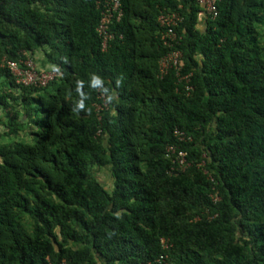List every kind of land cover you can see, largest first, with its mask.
<instances>
[{
	"label": "trees",
	"instance_id": "trees-1",
	"mask_svg": "<svg viewBox=\"0 0 264 264\" xmlns=\"http://www.w3.org/2000/svg\"><path fill=\"white\" fill-rule=\"evenodd\" d=\"M104 1L0 0V264H264V0H219L214 19L197 0H120L102 49ZM167 11L182 20L164 44ZM37 51L61 75L17 83L5 62ZM91 73L114 96L100 111ZM168 144L192 160L178 175Z\"/></svg>",
	"mask_w": 264,
	"mask_h": 264
},
{
	"label": "built area",
	"instance_id": "built-area-1",
	"mask_svg": "<svg viewBox=\"0 0 264 264\" xmlns=\"http://www.w3.org/2000/svg\"><path fill=\"white\" fill-rule=\"evenodd\" d=\"M202 7V13L205 17L214 19L217 16V2L219 0H197ZM101 18L96 27V31L101 38V47L105 49L108 40L112 37V33L109 31V24L113 19L114 14H116V19L118 20L122 15V8L120 0H105L101 6ZM182 17L176 11H167L160 12L157 16V22L164 31L162 37L164 38V44L168 43L167 39H175L176 32L173 28L178 26L181 22ZM24 57L19 58L18 60H7L6 66L9 71L14 76V79L17 83H22L28 86L42 87L47 85L49 82L53 81L55 78L61 75L60 66H50L48 68H40L36 66L34 57L29 53H22ZM181 52L179 50H171L166 54L162 55L158 61L159 69L161 72L167 71V69L175 68L178 69L180 65ZM54 68L59 69L55 71ZM181 79L187 81L188 75L180 76ZM186 89H189L190 86L186 85ZM101 98V103L96 105L97 111L108 106L104 95L99 94ZM174 135L180 141L189 140L190 137L187 136L182 130L177 128L174 129ZM166 157L171 159V164L167 169V173L171 175H178L181 172H184L188 167L191 166L192 160L188 157V152L180 148L176 144H168L165 147ZM199 165L201 162L198 163ZM211 200L213 202H218L220 197L213 191L210 193ZM160 246L162 249H167L171 246L169 240L165 237H161ZM166 254H160L158 257L153 259V261H148L144 264H167L165 258ZM64 263V262H63Z\"/></svg>",
	"mask_w": 264,
	"mask_h": 264
},
{
	"label": "clouds",
	"instance_id": "clouds-1",
	"mask_svg": "<svg viewBox=\"0 0 264 264\" xmlns=\"http://www.w3.org/2000/svg\"><path fill=\"white\" fill-rule=\"evenodd\" d=\"M54 70L59 71V69L56 68H54ZM84 87L85 81L83 79H77L75 81L74 90L77 93L78 98L74 101L72 110L78 114L87 111L85 108V101L88 99V94L84 91ZM87 87L89 89L98 90L99 92L103 93L107 103H111L114 99V96L110 93V90L105 86L103 78L96 73H91L89 75Z\"/></svg>",
	"mask_w": 264,
	"mask_h": 264
},
{
	"label": "rangeland",
	"instance_id": "rangeland-1",
	"mask_svg": "<svg viewBox=\"0 0 264 264\" xmlns=\"http://www.w3.org/2000/svg\"><path fill=\"white\" fill-rule=\"evenodd\" d=\"M34 61L36 62V66H39V59L43 57V54L41 51L35 52L34 53ZM2 114V110L0 109V115ZM29 138V136L27 137ZM8 140V138L6 139ZM28 142H32V139H30ZM99 177L101 178V181L103 182L104 185L109 186L111 185V180L110 177L107 175V173L105 172V170H100V173H98Z\"/></svg>",
	"mask_w": 264,
	"mask_h": 264
},
{
	"label": "crops",
	"instance_id": "crops-1",
	"mask_svg": "<svg viewBox=\"0 0 264 264\" xmlns=\"http://www.w3.org/2000/svg\"><path fill=\"white\" fill-rule=\"evenodd\" d=\"M38 52V51H37ZM35 54H33V56H34ZM39 60V66L38 67H40V68H48L50 65L49 64H47V63H45V59L43 58V57H41V58H38Z\"/></svg>",
	"mask_w": 264,
	"mask_h": 264
}]
</instances>
